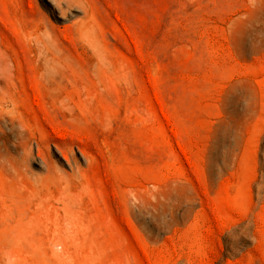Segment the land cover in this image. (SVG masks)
<instances>
[{"label":"rangeland","instance_id":"obj_1","mask_svg":"<svg viewBox=\"0 0 264 264\" xmlns=\"http://www.w3.org/2000/svg\"><path fill=\"white\" fill-rule=\"evenodd\" d=\"M0 264H264V0H0Z\"/></svg>","mask_w":264,"mask_h":264},{"label":"bare ground","instance_id":"obj_2","mask_svg":"<svg viewBox=\"0 0 264 264\" xmlns=\"http://www.w3.org/2000/svg\"><path fill=\"white\" fill-rule=\"evenodd\" d=\"M39 40H40V39H39ZM65 157H66V159H67L68 161H70V157H69V155H66Z\"/></svg>","mask_w":264,"mask_h":264}]
</instances>
